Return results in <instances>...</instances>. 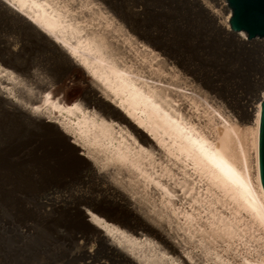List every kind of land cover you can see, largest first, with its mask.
<instances>
[{
    "label": "bare ground",
    "instance_id": "obj_1",
    "mask_svg": "<svg viewBox=\"0 0 264 264\" xmlns=\"http://www.w3.org/2000/svg\"><path fill=\"white\" fill-rule=\"evenodd\" d=\"M194 1L222 39L264 52V40L230 29L225 0ZM145 10L130 0H0V128L15 124L63 149L50 177L33 175L70 197L38 200L37 215L67 214L128 264H189L169 228L185 235L190 260L264 264V90L235 102L207 66L213 55L192 50L188 25L172 24L185 31L176 42L146 26Z\"/></svg>",
    "mask_w": 264,
    "mask_h": 264
},
{
    "label": "rangeland",
    "instance_id": "obj_2",
    "mask_svg": "<svg viewBox=\"0 0 264 264\" xmlns=\"http://www.w3.org/2000/svg\"><path fill=\"white\" fill-rule=\"evenodd\" d=\"M197 3L198 1L194 0H130L132 8H146L143 16L147 27H155L166 31L165 33L169 35H175L176 38H172L174 41H178V38L184 39L185 31H182L180 27L172 29V24L175 22L188 25L191 35L196 39L192 50H199L202 53L208 51L213 55V61L207 63V66L217 73L216 76L220 82L227 87L226 94L235 102L239 95L241 98L244 97L243 101H245L247 97L251 98L254 94L264 90V78H262L264 76V52L258 48H246L233 41L222 39L212 20L206 17V12L201 11ZM156 8L160 10L153 12ZM219 69H223V77ZM70 87L78 89L74 85ZM54 121L63 128L60 120L54 119ZM37 135H34L32 131H23L15 124L0 128V221L4 218L11 220V225L9 224L4 229L0 227V264H86L88 262L128 264L119 258L116 251L109 254L104 245L102 246V243L100 244L97 240L92 228L89 229V233H93V237L96 238L86 240L84 236L87 230L69 226L65 222L68 218L67 214L57 213L48 220H41L38 217L36 204L38 200L50 205L55 202L66 205L70 191L65 189L59 193L56 187L50 188L48 178H46L47 174V177L51 176V173H48L49 165L58 169L59 164H62L63 149L57 148L43 136ZM70 136V141L76 142L74 134ZM77 144L79 145L77 152L88 156L86 148L81 143ZM40 168L47 169L46 172L44 171V175L47 174L43 176V182L36 181L33 175V170ZM78 186L75 185L76 188ZM55 191L59 194L54 193ZM50 205L47 207L50 208ZM84 210L87 214L86 219H91L90 215L88 216L91 212L87 208ZM14 228L20 229L21 232ZM168 231L169 236H173L170 240L177 242L179 239L181 241L183 246L179 247V252L189 264H194L193 262L199 264L201 260L199 256L194 258L195 261L189 259L187 253L192 249L190 244L182 241L185 235H179L171 228ZM138 232L144 231L139 230ZM145 237L146 235L143 238ZM91 249L95 251V255L93 258H87L83 251ZM196 253L199 254L200 251L196 249ZM201 262L206 264L202 260Z\"/></svg>",
    "mask_w": 264,
    "mask_h": 264
},
{
    "label": "water",
    "instance_id": "obj_3",
    "mask_svg": "<svg viewBox=\"0 0 264 264\" xmlns=\"http://www.w3.org/2000/svg\"><path fill=\"white\" fill-rule=\"evenodd\" d=\"M231 8L228 23L233 32H244L249 40L264 39V0H225ZM259 179L264 191V93L259 115L258 133Z\"/></svg>",
    "mask_w": 264,
    "mask_h": 264
}]
</instances>
